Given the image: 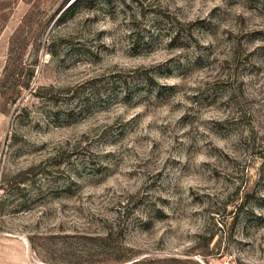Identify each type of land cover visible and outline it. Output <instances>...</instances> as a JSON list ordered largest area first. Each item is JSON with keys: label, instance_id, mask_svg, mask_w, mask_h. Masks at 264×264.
<instances>
[{"label": "rangeland", "instance_id": "rangeland-1", "mask_svg": "<svg viewBox=\"0 0 264 264\" xmlns=\"http://www.w3.org/2000/svg\"><path fill=\"white\" fill-rule=\"evenodd\" d=\"M64 1L0 0V264H264V0Z\"/></svg>", "mask_w": 264, "mask_h": 264}, {"label": "trees", "instance_id": "trees-1", "mask_svg": "<svg viewBox=\"0 0 264 264\" xmlns=\"http://www.w3.org/2000/svg\"><path fill=\"white\" fill-rule=\"evenodd\" d=\"M68 0H65L63 4H65ZM77 0H73L68 3L67 7H71ZM31 10H28L22 17V23H20L16 29L13 31L12 35L9 38L7 52H6V59L5 64L2 69V73L0 76V94L1 95H10L12 96L16 86L17 87H27L29 77L32 75V69L30 66L24 68L22 65V55L26 48V34H23V23L26 21H31L29 19ZM25 71V73H24ZM141 198H138L137 201H140ZM116 231L112 230L111 227H105L101 229V231H95L94 235L90 236L89 239L91 240L93 246L96 249L94 250V256H98L100 253H105V249L108 250L109 246L112 245V237H116L119 234V224L115 222ZM133 254L129 255H122V253H117L113 257H101L100 259H93V261L103 262V260L111 259L115 262H123L124 264H145L147 263L146 258L142 259H135ZM157 261V260H156ZM159 261L166 262L168 264H196L195 261L191 259H180V258H162Z\"/></svg>", "mask_w": 264, "mask_h": 264}]
</instances>
